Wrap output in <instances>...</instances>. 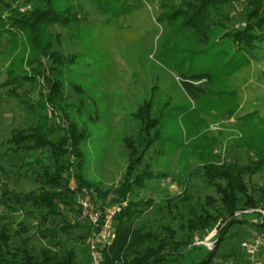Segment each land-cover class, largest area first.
Masks as SVG:
<instances>
[{
  "label": "trees",
  "instance_id": "obj_1",
  "mask_svg": "<svg viewBox=\"0 0 264 264\" xmlns=\"http://www.w3.org/2000/svg\"><path fill=\"white\" fill-rule=\"evenodd\" d=\"M232 3L243 8L244 21L239 26L224 12V7ZM11 4L0 0V47L5 45L0 58L6 74L0 79V99L16 101L39 122L33 127L13 130L3 144L0 161H9V168L14 158L28 161L24 164L25 174L31 173L40 187L37 191L17 192L4 185L0 193V264H93L89 243L92 226L88 222L84 220L85 233L79 236L85 239L86 262L78 260L75 245L68 243L71 232L79 226L67 220L69 213L80 216L75 201L77 193L89 195L101 209L121 206L112 223L115 234L112 243L96 247L99 264H213L218 259L242 263V252L231 243L228 232L240 224L264 233V220L258 224L242 218L249 214L262 218L258 209L264 210V188L254 189L251 184L252 177L264 171V122L249 119L253 113L237 119L240 128L247 125L244 141L253 139V143L248 139L240 148L248 153L247 163L225 161L222 156H213L209 145L197 144L192 156L199 163L192 170L187 164L181 173L168 175L153 171L150 163H144L146 155L162 139L154 103L144 101L133 114L139 123L137 135L124 141L129 158L123 178L117 187L103 192L83 179L85 156L81 145L90 133L87 125L78 126L69 116L82 113L87 104L82 98L74 105L68 103L71 99L64 90L66 74L76 56L59 51L61 35L51 31L53 26L68 27L78 21V12L69 0H34L23 14L20 5ZM164 4L160 3L161 9ZM172 7L175 10L166 13V17L184 16L182 27L203 38L207 37L206 31L222 30L218 40L225 41L234 53L252 58L264 48V0H183ZM204 81L210 82L211 76L196 73L184 76L182 85L200 102L207 92L201 84ZM71 86L74 93L83 96L79 85ZM226 113L231 117L235 111ZM255 127L256 134L251 132ZM23 153L28 159L20 156ZM73 161L75 172L70 173ZM16 168L21 175V167ZM7 170L0 166L3 173ZM199 171L202 183L212 194L199 195L193 191L192 178ZM71 178L76 182L75 191L68 188ZM163 178L177 183L180 191L167 195L158 204L135 198L138 190H145L148 183ZM110 194L113 197L107 202ZM20 213L24 214L22 219L14 217ZM28 218L38 220V225L33 226ZM214 229L218 234L211 251L196 244ZM62 236L67 238L65 242ZM225 244L231 248L221 253Z\"/></svg>",
  "mask_w": 264,
  "mask_h": 264
},
{
  "label": "rangeland",
  "instance_id": "obj_2",
  "mask_svg": "<svg viewBox=\"0 0 264 264\" xmlns=\"http://www.w3.org/2000/svg\"><path fill=\"white\" fill-rule=\"evenodd\" d=\"M3 1L12 3V7L20 5L23 14L29 9L28 3L34 0L26 3L25 0ZM182 1L69 0L78 12V21L68 27H51L53 33L61 35V45L57 49L65 55L76 56L64 81L65 93L71 99L68 103H77L79 98L87 103L82 113L69 115L78 126L87 125L90 133L81 145L85 156L83 179L103 192L117 187L123 178L129 158L124 141L137 135L139 123L133 114L147 100L154 103L162 131L161 141L144 159L153 171L179 174L187 169V164L192 170L199 163L192 156L197 144L209 145L213 156H222L225 161L237 160L245 164L249 159L248 153L240 149L250 139L244 141L247 125L240 128L237 119L253 113L249 119L264 122V48L257 50L251 58L247 54L234 53L225 41H219L220 29L206 31V38L186 30L182 27L184 16L175 19L165 16L175 10L174 3ZM162 2L166 3L163 9ZM165 8L166 12H163ZM224 12L230 14L236 26L244 21L242 6L232 3L230 7H224ZM223 22L229 24L224 19ZM4 50L5 45L0 47V51ZM3 66L0 58L1 80L6 75ZM196 73L211 76L210 82L201 83L207 92L200 102L194 100L182 85L184 76ZM72 84L80 86L83 96L73 92ZM229 110L235 111L231 117L226 113ZM38 120L16 101L0 99V152L4 151L3 144L13 130L33 127ZM252 130L257 133L256 127ZM250 142L253 143V139ZM20 156L27 157L24 153ZM27 162L14 158L9 168V161H0V166L8 169L7 173L0 171V193L6 184L17 192L39 189L40 184L33 175L25 174ZM75 162H71L70 173L75 172ZM16 167H21V175ZM200 173L192 178L193 191L199 195L212 194L202 183ZM251 181L254 189L264 188V171L254 175ZM179 191L177 183L163 178L151 181L145 190H138L134 195L136 199L158 204L162 198ZM112 197V194L108 195L107 202ZM14 215L18 219L24 217L23 213ZM242 218L258 224L262 222L256 215ZM67 220L79 224L71 232L68 243L75 245L78 260L86 262L85 239L79 237L85 233L84 220L81 215L77 217L72 213L68 214ZM27 221L33 226L39 222L29 218ZM254 231L255 227L239 224L231 227L228 234L231 243L238 247V242L249 238ZM217 234V229L211 230L203 240L214 241ZM37 239L45 243V240ZM61 239L65 242L67 238L62 236ZM230 248V244L222 245L220 252L225 253ZM227 263L220 259L213 262Z\"/></svg>",
  "mask_w": 264,
  "mask_h": 264
},
{
  "label": "built area",
  "instance_id": "obj_3",
  "mask_svg": "<svg viewBox=\"0 0 264 264\" xmlns=\"http://www.w3.org/2000/svg\"><path fill=\"white\" fill-rule=\"evenodd\" d=\"M245 1V0H243ZM68 188L71 191L77 189L76 182L70 179ZM76 206L80 210L83 220L92 226L90 238L91 260L93 264H99V256L96 252L97 245L102 247L108 246L115 238L113 231V219L120 211L121 206L113 205L101 209L98 207L89 195L78 194L75 196ZM125 204H123L124 206ZM264 220V211L258 210ZM102 220V221H101ZM203 240L197 242V245H203L206 249L211 250L215 241ZM239 248L242 252L243 262L240 264H264V233L254 231L247 239L240 241ZM233 264V263H227Z\"/></svg>",
  "mask_w": 264,
  "mask_h": 264
}]
</instances>
